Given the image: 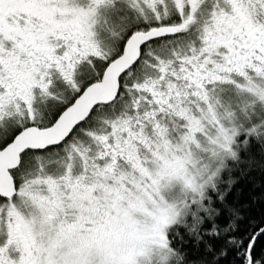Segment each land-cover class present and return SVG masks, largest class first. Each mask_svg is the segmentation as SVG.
<instances>
[{
	"label": "snow or ice",
	"instance_id": "1",
	"mask_svg": "<svg viewBox=\"0 0 264 264\" xmlns=\"http://www.w3.org/2000/svg\"><path fill=\"white\" fill-rule=\"evenodd\" d=\"M0 264H264V0H0Z\"/></svg>",
	"mask_w": 264,
	"mask_h": 264
}]
</instances>
